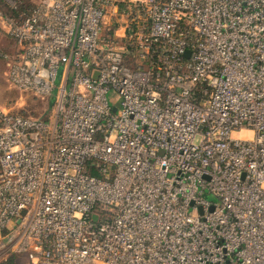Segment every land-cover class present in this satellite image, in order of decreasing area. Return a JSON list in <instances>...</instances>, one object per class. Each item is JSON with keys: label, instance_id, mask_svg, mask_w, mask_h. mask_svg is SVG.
I'll return each mask as SVG.
<instances>
[{"label": "built area", "instance_id": "2783aa9c", "mask_svg": "<svg viewBox=\"0 0 264 264\" xmlns=\"http://www.w3.org/2000/svg\"><path fill=\"white\" fill-rule=\"evenodd\" d=\"M121 1L0 6L9 78L52 99L0 107V248L264 264V0Z\"/></svg>", "mask_w": 264, "mask_h": 264}, {"label": "rangeland", "instance_id": "374dc122", "mask_svg": "<svg viewBox=\"0 0 264 264\" xmlns=\"http://www.w3.org/2000/svg\"><path fill=\"white\" fill-rule=\"evenodd\" d=\"M8 2L9 0H5ZM13 1V0H12ZM30 4H35L39 0H28ZM16 2V1H15ZM1 39L5 42L2 44ZM13 39L0 29V51H12L11 45ZM9 43V47L6 46ZM108 99L114 103V91L108 92ZM52 99L46 97L41 99L35 95L32 90L18 87L11 81L8 75V67L5 60L0 56V107L11 108L23 115H31L38 119H46L49 116ZM235 135L240 136V130L234 132ZM251 135V133H248ZM210 200H215V197L208 194ZM10 254V253H9ZM8 256L7 250L0 248V262ZM24 254L19 253L14 257V264H26Z\"/></svg>", "mask_w": 264, "mask_h": 264}, {"label": "trees", "instance_id": "16d2710c", "mask_svg": "<svg viewBox=\"0 0 264 264\" xmlns=\"http://www.w3.org/2000/svg\"><path fill=\"white\" fill-rule=\"evenodd\" d=\"M16 3V7L12 8L8 2H6L5 0H0V6L2 7V9L8 13H10L11 15H18L19 13H23V12H27L29 11V9L31 8V6H33L34 4H30V2L28 0H13ZM3 51H0V56L1 53ZM126 58V57H125ZM126 62H131V58L129 59H125ZM90 172L95 173V171L93 169H90ZM14 257L15 254L14 253H10L8 254V256L0 262V264H14Z\"/></svg>", "mask_w": 264, "mask_h": 264}, {"label": "crops", "instance_id": "0c3cea01", "mask_svg": "<svg viewBox=\"0 0 264 264\" xmlns=\"http://www.w3.org/2000/svg\"><path fill=\"white\" fill-rule=\"evenodd\" d=\"M122 1L121 0H119V3H121ZM1 42H2V44H4L5 42L3 41V39H1ZM11 45V48H12V50L14 49V41L12 42V44H10ZM6 46H8L9 47V43L6 45Z\"/></svg>", "mask_w": 264, "mask_h": 264}, {"label": "water", "instance_id": "95a60500", "mask_svg": "<svg viewBox=\"0 0 264 264\" xmlns=\"http://www.w3.org/2000/svg\"><path fill=\"white\" fill-rule=\"evenodd\" d=\"M186 53H188V50L186 51Z\"/></svg>", "mask_w": 264, "mask_h": 264}]
</instances>
